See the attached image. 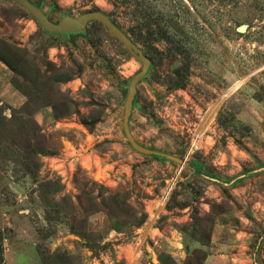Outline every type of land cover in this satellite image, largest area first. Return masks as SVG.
<instances>
[{
	"label": "rangeland",
	"instance_id": "374dc122",
	"mask_svg": "<svg viewBox=\"0 0 264 264\" xmlns=\"http://www.w3.org/2000/svg\"><path fill=\"white\" fill-rule=\"evenodd\" d=\"M28 1L150 64L132 144L141 62L0 0V264H264V0Z\"/></svg>",
	"mask_w": 264,
	"mask_h": 264
},
{
	"label": "water",
	"instance_id": "95a60500",
	"mask_svg": "<svg viewBox=\"0 0 264 264\" xmlns=\"http://www.w3.org/2000/svg\"><path fill=\"white\" fill-rule=\"evenodd\" d=\"M17 4L23 7L29 12L38 23L48 32H78L82 31L88 22L91 20H97L101 22L107 30H109L116 39H118L126 48V50L134 58L141 62L140 69L132 76L127 88V96L125 101V111L122 117V125L124 132L131 140V136L128 132V113L132 103V97L135 91L136 82L146 73L150 60L142 53V51L135 46V44L122 32V30L116 26L111 19L100 11H87L78 16L65 15L61 17L57 22H52L49 18L34 4L28 0H14Z\"/></svg>",
	"mask_w": 264,
	"mask_h": 264
},
{
	"label": "trees",
	"instance_id": "16d2710c",
	"mask_svg": "<svg viewBox=\"0 0 264 264\" xmlns=\"http://www.w3.org/2000/svg\"><path fill=\"white\" fill-rule=\"evenodd\" d=\"M12 116V117H11ZM13 113L10 115V118H8L6 120V117H2L3 122H9L13 124V121L16 122L15 117H13ZM32 121V120H31ZM24 122V124L26 123V121H22ZM12 132H14V134H18V135H22L23 133H27V134H40V128L39 126L34 123L33 121V126H26L24 125V127H17L14 124V130H12ZM6 142L7 141H3L0 138V157L4 158V157H8L11 161L15 162V163H20L22 165V168H24V172L25 173H32V170L34 168H36L38 166V155L39 153L43 152V149H37V148H33L29 151H25V152H21L20 150H18L19 148L12 150L10 154H8V152H6Z\"/></svg>",
	"mask_w": 264,
	"mask_h": 264
},
{
	"label": "crops",
	"instance_id": "0c3cea01",
	"mask_svg": "<svg viewBox=\"0 0 264 264\" xmlns=\"http://www.w3.org/2000/svg\"><path fill=\"white\" fill-rule=\"evenodd\" d=\"M148 264H151V263L148 261ZM203 264H206V262H204Z\"/></svg>",
	"mask_w": 264,
	"mask_h": 264
}]
</instances>
